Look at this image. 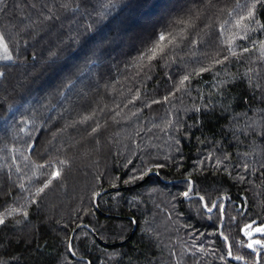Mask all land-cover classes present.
<instances>
[{
  "label": "trees",
  "instance_id": "1",
  "mask_svg": "<svg viewBox=\"0 0 264 264\" xmlns=\"http://www.w3.org/2000/svg\"><path fill=\"white\" fill-rule=\"evenodd\" d=\"M262 25L264 0H2L0 264H264Z\"/></svg>",
  "mask_w": 264,
  "mask_h": 264
},
{
  "label": "water",
  "instance_id": "2",
  "mask_svg": "<svg viewBox=\"0 0 264 264\" xmlns=\"http://www.w3.org/2000/svg\"><path fill=\"white\" fill-rule=\"evenodd\" d=\"M152 174H153V175H157L156 172H149V173H147V174L141 179L140 183L144 182V181H145L150 175H152ZM185 180L188 181V182L190 183L188 189L185 191V192L188 193V196H187V197L184 196L185 199L188 200V199L193 198V197H198V198L201 199V197H200L199 195H196V194H189L190 191L192 190L193 182H192V180L189 179V178H185ZM163 181H164V182H171V180H163ZM117 189H120V187H117V188H107V189H103V190L99 191V192L97 193L98 195H96V196L94 197V206H95V208H98L97 200H98V196H99V195H101V194H103V193H106V192H109V191H111V190H117ZM201 202H202V206H203V208H204L205 211H207V212H212V211L214 210V208H215V206H213V205H216V201H215V202L213 203L212 207L210 208L211 211H209V209H207L206 206H205V201H204L203 199H201ZM224 206H225V202L222 204V207H221V221H220V223H219V233H220V235H221L222 226H223V222H224ZM101 214H102V215H105V216H109L108 214H105V213H101ZM114 216H115V215H114ZM131 219H132V218H131ZM132 222H133V226H132V228H131V230H130V232H129V235H128L124 240L119 241V242H113V243H106V242H102V243L105 244V245H110V246H116V245H121V244L125 243V242L131 237V235L133 234V232L135 231L136 224H135V221H134L133 219H132ZM80 227L87 228V229L91 230V228H90L88 225H86V224H81V225L77 226L75 229L72 230V232H71V234H70V237H69V240H68V250H69V253H70L72 256H73V252H72V238H73V234H74L75 231H76L78 228H80ZM221 237L224 238V236H222V235H221ZM225 241H226L227 249L229 250V243L227 242V240H225ZM257 257H258V253L256 254L255 258L257 259ZM83 260H85L88 264H90L89 261H88L87 259H83Z\"/></svg>",
  "mask_w": 264,
  "mask_h": 264
},
{
  "label": "snow or ice",
  "instance_id": "3",
  "mask_svg": "<svg viewBox=\"0 0 264 264\" xmlns=\"http://www.w3.org/2000/svg\"><path fill=\"white\" fill-rule=\"evenodd\" d=\"M0 2H2V0H0ZM254 8H255V5H252V9H254ZM252 17H253V11L252 10H249V12L247 14V18H252ZM244 19H246V17H244V16H241L240 17V20H244ZM177 22H179V21H177ZM262 27H264V25H262ZM4 39H5L4 36L3 35H0V48H2L5 53H7L8 52V48H7V45L4 44ZM158 39H159V41H165V39H166L165 32L162 31L159 34ZM153 51H155L154 48H153ZM244 51H247V49H244ZM233 55H235V53H233ZM6 58L9 59V60H11L12 57L9 55ZM225 59H227V57H225ZM217 62L219 63L220 61H217ZM185 79H187V77H185ZM56 175L58 176L59 173H57ZM45 187H47V184H45ZM39 191H43V189H40ZM183 195L187 197L188 196V193L185 192V193H183ZM201 199H203V197H201ZM205 206L207 207V205H205ZM213 206H215V205H213ZM209 211H211V209H209ZM3 223H4V220L2 218H0V224H3ZM245 227L246 228H251V225H246ZM256 231L257 232L264 233V228H257ZM245 235L250 236L251 235V232L246 231L245 232ZM225 239H227V238L225 237ZM254 244H259L261 246V248H264V243H262L260 240H255V241H253V243L248 244V247L251 248V249H253V251H255V249L253 248V245ZM228 254L230 256L232 255V253H231L230 250H229V253ZM234 259L242 260L244 258L241 257V256H236V257H234Z\"/></svg>",
  "mask_w": 264,
  "mask_h": 264
},
{
  "label": "rangeland",
  "instance_id": "4",
  "mask_svg": "<svg viewBox=\"0 0 264 264\" xmlns=\"http://www.w3.org/2000/svg\"><path fill=\"white\" fill-rule=\"evenodd\" d=\"M257 228H264V225L261 226V227H256V228L253 229L254 233H261V232H257V231H256Z\"/></svg>",
  "mask_w": 264,
  "mask_h": 264
}]
</instances>
